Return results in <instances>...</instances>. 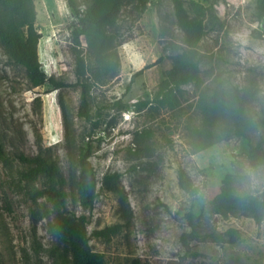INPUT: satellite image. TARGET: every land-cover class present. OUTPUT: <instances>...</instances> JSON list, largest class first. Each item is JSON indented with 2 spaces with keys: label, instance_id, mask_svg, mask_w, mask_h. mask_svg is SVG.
Listing matches in <instances>:
<instances>
[{
  "label": "rangeland",
  "instance_id": "1",
  "mask_svg": "<svg viewBox=\"0 0 264 264\" xmlns=\"http://www.w3.org/2000/svg\"><path fill=\"white\" fill-rule=\"evenodd\" d=\"M183 1L200 33L179 27L173 0H148L144 12L137 0H124L105 27L113 41L99 59L84 38L81 46L74 41L69 0H32L37 57L47 77L66 85L59 89L36 86L0 43V264H78L58 233L61 211L86 217L95 264H264V219L257 223L235 202L226 215L209 210L227 175L235 201L264 193V162L253 166L249 159L250 143L264 149V127L253 129L250 141L230 135L218 144L195 132L214 99L230 104L234 89L249 116L264 117L262 0ZM74 3L94 17L109 5ZM169 71L194 74L180 86L176 107L161 106L158 95ZM83 96L88 118L80 113ZM86 152L98 181L90 207L79 193ZM37 156L64 175V206L33 198L56 186L45 175L25 177L32 164L22 158ZM182 169L194 181L193 194L179 186ZM189 215L198 238L185 245ZM106 228L114 229L109 237L94 235ZM231 228L242 232L238 243L213 240Z\"/></svg>",
  "mask_w": 264,
  "mask_h": 264
},
{
  "label": "trees",
  "instance_id": "2",
  "mask_svg": "<svg viewBox=\"0 0 264 264\" xmlns=\"http://www.w3.org/2000/svg\"><path fill=\"white\" fill-rule=\"evenodd\" d=\"M107 10L102 14H82L77 8L74 0H69V6L74 11L77 18V27L73 30V39L77 46H81L82 38L90 50L99 58H104V53L108 51V46L113 41V37L108 35L105 27L113 24L117 19L124 0H108ZM142 12L146 10L148 0H137ZM175 14L178 25L181 29L188 32L200 33V25L196 23L188 14L183 0H173ZM264 16V0L260 5V17ZM34 9L32 0H0V43L12 53L15 61L24 66L30 73L33 83L41 86L46 83L55 89L66 85L57 82L53 77H47L42 70L41 64L36 53L37 34L34 31ZM257 36L261 39L262 35L258 32ZM81 51L77 55V75L85 76L86 65ZM176 76L178 80L174 86L170 81ZM194 74H182L174 71L167 73V78L160 84L159 98L161 106L176 107L178 105V93H181V85L190 81ZM81 115L89 117V103L83 96L81 105ZM205 119L201 129H196V134H200L209 144L221 143L230 135L241 137L250 141V132L258 126L264 127V117L255 120L246 113V106L241 92L234 89L230 104L224 103L221 99H214L212 107L205 112ZM1 154V146H0ZM90 152H86L81 157L82 173L79 182L80 200L84 206H92L97 196L98 181L95 169L89 161ZM249 159L253 166L264 162V149L249 144ZM26 163L32 164L25 177L31 180L40 175L51 178L56 186L37 191L33 198L47 196L58 202L61 206L65 205L67 193L65 190L66 179L59 167L54 162H49L43 157L37 156L32 159L22 158ZM107 179V178H106ZM106 183V181H105ZM178 183L180 188L186 193L193 194L195 184L190 175L185 170L178 172ZM235 202L241 206L244 213L252 217L257 223L264 219V193L252 196L243 202L232 195V176L227 175L220 188L219 194L210 202L209 210L218 215H226L228 206ZM191 225V232L181 236L182 242L187 245L191 239L198 238V226L194 221V216H188ZM57 229L61 239L70 242L74 248V253L78 264H95L99 255L94 253L90 246L91 236L88 233V221L85 216L76 217L64 211L58 213ZM114 232L113 228H106L97 231L94 235L109 237ZM217 243L235 244L242 239V232L231 228L222 235L212 236Z\"/></svg>",
  "mask_w": 264,
  "mask_h": 264
}]
</instances>
